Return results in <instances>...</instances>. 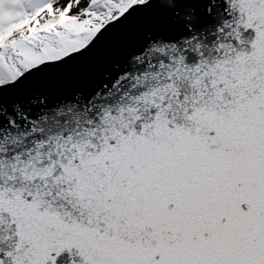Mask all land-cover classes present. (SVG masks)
<instances>
[{
    "label": "snow or ice",
    "instance_id": "1",
    "mask_svg": "<svg viewBox=\"0 0 264 264\" xmlns=\"http://www.w3.org/2000/svg\"><path fill=\"white\" fill-rule=\"evenodd\" d=\"M0 264H264V0H0Z\"/></svg>",
    "mask_w": 264,
    "mask_h": 264
}]
</instances>
